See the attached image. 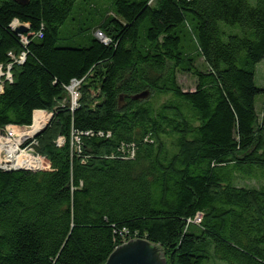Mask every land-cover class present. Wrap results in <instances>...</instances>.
<instances>
[{
  "label": "trees",
  "instance_id": "trees-1",
  "mask_svg": "<svg viewBox=\"0 0 264 264\" xmlns=\"http://www.w3.org/2000/svg\"><path fill=\"white\" fill-rule=\"evenodd\" d=\"M109 1L0 0V129L52 114L29 145L47 166L0 170V264H105L136 239L264 264V187L237 185L264 180V0Z\"/></svg>",
  "mask_w": 264,
  "mask_h": 264
},
{
  "label": "built area",
  "instance_id": "built-area-1",
  "mask_svg": "<svg viewBox=\"0 0 264 264\" xmlns=\"http://www.w3.org/2000/svg\"><path fill=\"white\" fill-rule=\"evenodd\" d=\"M15 25H12V29ZM95 36L101 40L104 44L108 41L100 33H96ZM101 37V38H100ZM23 59V56L20 58V61ZM6 79L10 81V75L7 73ZM80 82L73 81L70 86L66 88L70 96V110H74L77 106L79 100V88ZM1 89V87H0ZM38 113L37 111L34 115ZM39 114V113H38ZM50 113L40 112L41 119L45 117L44 124L47 122ZM34 117V116H33ZM18 128L9 127L5 129L6 136H0V170L3 171H12L15 169V165L19 158H22L24 164L26 165L27 171H38L45 167L42 166V161L44 160L39 155L35 154L32 146V131H20ZM34 128V123H33ZM78 141V139H76ZM30 142V143H28ZM31 145V146H29ZM200 220L199 216H196L195 221Z\"/></svg>",
  "mask_w": 264,
  "mask_h": 264
},
{
  "label": "water",
  "instance_id": "water-1",
  "mask_svg": "<svg viewBox=\"0 0 264 264\" xmlns=\"http://www.w3.org/2000/svg\"><path fill=\"white\" fill-rule=\"evenodd\" d=\"M17 24V26L15 25ZM15 27L13 31L16 34H27L29 28L25 25H19L17 22L14 23ZM1 77V74H0ZM100 92H97L93 97H99ZM61 98L66 102L68 100L67 94L64 93ZM52 119V114L49 115V118L42 127L33 133V123L30 126L20 127V131H32V137L36 138L39 136L46 128L48 123ZM0 136L5 137V129H0ZM12 171H27L26 165L24 164L22 158H19L15 169ZM105 264H167L164 251L157 245L151 244L146 240L136 239L131 240L118 248H116L113 253L109 256Z\"/></svg>",
  "mask_w": 264,
  "mask_h": 264
},
{
  "label": "rangeland",
  "instance_id": "rangeland-1",
  "mask_svg": "<svg viewBox=\"0 0 264 264\" xmlns=\"http://www.w3.org/2000/svg\"><path fill=\"white\" fill-rule=\"evenodd\" d=\"M105 3L107 4L108 7L111 6V2L109 0H106ZM83 10L84 11H87L88 8H84ZM15 25L17 26V24H15ZM196 65L200 69H202V61L201 60H197ZM254 82H255V85H256L257 88L264 89V61L261 62L260 64H258L255 67ZM178 83H179V86L181 87V89L184 92L194 91V88H195V79L192 76H189V75H179L178 76ZM68 95H69V100H72V99H70L71 93H69ZM164 101H165L164 99H161V103L164 102ZM158 102L160 103V100ZM262 107H263V99H262V96H257V98L255 99V108H256V111H257V113L259 115V118L262 117V115H261V113H262ZM37 112L40 114V112H46V111H37ZM49 123H48V125H49ZM57 142H59V140H57ZM42 166L43 167H46L47 166L46 159H44L42 161ZM237 185H238V187H246V188H256V189H258V188L264 187V180L238 181L237 182ZM213 264H227V263L222 262V261L214 260Z\"/></svg>",
  "mask_w": 264,
  "mask_h": 264
},
{
  "label": "bare ground",
  "instance_id": "bare-ground-1",
  "mask_svg": "<svg viewBox=\"0 0 264 264\" xmlns=\"http://www.w3.org/2000/svg\"><path fill=\"white\" fill-rule=\"evenodd\" d=\"M42 116H40V114L36 113L34 115V128H33V133L36 132L37 130H39L42 125L44 124L45 121V117L43 119H41Z\"/></svg>",
  "mask_w": 264,
  "mask_h": 264
}]
</instances>
